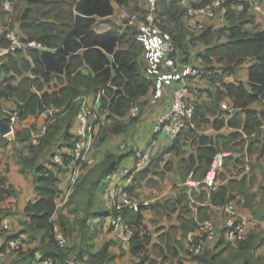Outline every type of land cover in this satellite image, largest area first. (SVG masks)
<instances>
[{
  "label": "trees",
  "instance_id": "16d2710c",
  "mask_svg": "<svg viewBox=\"0 0 264 264\" xmlns=\"http://www.w3.org/2000/svg\"><path fill=\"white\" fill-rule=\"evenodd\" d=\"M9 1L11 11L5 10L6 0H0V22L5 23L9 18L19 22L23 33L21 39L24 42L33 40L39 45L25 50H12L0 56V98H13L16 101L18 106L16 112L22 121L31 116L46 113L48 110H56L51 120L47 119L49 121L47 130L39 143H32L28 130L17 132L18 138L25 143L23 148L18 149L23 172L37 169L40 173L36 182L39 199L28 204L25 212L28 217H31V221L24 222L25 229L21 233L43 231L44 238L39 248L42 254L40 260L49 259L55 264H68V248L59 244L56 236L57 229L63 231L67 239L74 234L76 229L72 219H78L77 216L81 211L85 213L89 211V208H83L79 202H83V206L85 203H92L97 188L105 177L107 181L102 189H106L107 192L111 185V175L116 170L119 159L114 153H110L93 167H91L93 164L84 162V170L87 173L78 178L68 203V206H71L70 210L64 213L58 209L59 176L54 168L56 167L59 172H66L74 158L68 152H59L55 148L60 146L61 139L64 140L63 144L69 145L70 148L73 145L71 128L81 107L82 98L86 94L103 90L101 104L110 111L109 122L100 128V142L109 136L126 133L131 124L137 120V117H130L128 120L130 111L135 105L140 106L141 99L153 86V81L144 75V45L138 39L137 31L134 32L123 24L112 23L113 27L105 31H97L94 26L98 22V17L114 14L115 2L140 12L142 10L139 6L140 0ZM211 1L213 0H203L194 5L200 6ZM258 1L263 4L264 0ZM240 3L244 4L242 10L237 9ZM225 5L226 19L229 24L214 33L211 29L205 28L199 35H195L184 21L186 7L178 0H161L160 19L164 30L171 34L177 49H188L190 42L200 39L203 43L211 45L202 54L205 60L212 62V57L216 56L221 61H227L222 68L223 73L219 76V80L222 81L224 77L235 74L238 67L248 59L256 60L249 69L250 89L244 83L223 82L234 106L240 111L233 113L224 108L225 92L219 88L212 100L204 106L199 103L194 104L192 125L180 133L177 144L170 149V151H178L181 137L196 138L195 133L210 123L211 117L222 113H228L231 117L228 120L226 117L217 118L214 122L216 129H221L225 125L234 129H243L242 132L237 130L228 135H218L216 140L199 136L197 154H192L188 160L182 162L184 163L182 168L193 172V179L205 178L218 152L229 149L232 142L244 138L245 134L248 137L254 134L260 135L264 125V113L251 108L253 102L264 100V29L257 31L246 29L248 24L255 23V16L250 13L248 1L226 0ZM10 27L16 29L13 24H10ZM226 30L228 31L227 40L215 44V39L220 38L222 32ZM10 45L7 31L1 32L0 48H7ZM85 69L88 71L86 72ZM213 75L217 74L213 72ZM54 80L57 83L56 87L46 88V84ZM52 150L54 151L52 158L59 153L62 163L55 162L53 159V168L50 169L42 164V160ZM162 161L163 156L155 158L143 172L134 174L132 184L128 188L131 194L135 195L133 191L136 182L144 179L149 173L164 175L159 171ZM231 187L222 185L215 189L211 188L212 203L224 205L234 201L236 196L232 193ZM245 187L246 184L243 181L239 184V191L246 195L248 201L246 205L253 208L255 195L251 196ZM259 191L262 198L258 207L261 208L264 206V184ZM186 200L187 196L180 197L178 200L169 199L158 207L172 211L175 209L173 204ZM72 214L76 217L71 218ZM92 214L106 215V212L98 213L92 210L89 215ZM126 215V221L135 228V235L129 243L131 252L134 256L141 257L144 262L147 256H142V253L147 249L138 230L144 218L142 210ZM255 215H260L258 218L264 219V212L258 209ZM80 221L83 225L86 219L83 218ZM196 224L195 220L190 219L182 225L188 232ZM18 237L20 235L16 234L7 238L5 244L0 247V251L20 252L18 257H24L30 253L28 259L32 263L36 260L33 257V250L23 252L20 244L17 248L9 247L10 240ZM222 242H226L223 236L220 240V243ZM258 243H264V236L252 231L245 240L231 243L222 249L232 256L225 257L222 252L215 253L207 249L202 254L196 255L190 252L189 254L192 259L202 264H218L219 261L226 264L232 261H235V264H264V256L254 253ZM110 245L106 243L96 249L92 243L83 240L76 259L81 264H115V254L110 251Z\"/></svg>",
  "mask_w": 264,
  "mask_h": 264
},
{
  "label": "crops",
  "instance_id": "0c3cea01",
  "mask_svg": "<svg viewBox=\"0 0 264 264\" xmlns=\"http://www.w3.org/2000/svg\"><path fill=\"white\" fill-rule=\"evenodd\" d=\"M169 1V0H167ZM203 0H190L192 4H197ZM144 3V4H143ZM144 5V8L147 7V3L143 0H140L139 3ZM157 6L159 12L161 11V0H158ZM120 8H127L131 12L133 10L130 7L122 6L115 2V12L114 14L107 16H118V11ZM262 11L255 10L254 8L250 9V13L255 16V23H250L246 26V29L250 31H257L264 29V1L262 4ZM141 9H143L141 7ZM124 11V9L122 10ZM135 13H142L141 10L134 11ZM123 13V12H122ZM122 13L120 14L122 17ZM142 15V14H140ZM123 20V18H122ZM184 21L186 25L189 26L190 30L195 34L199 35L203 29L200 28L197 24H205V28L211 29L214 33L217 28L226 27L229 24L228 19H226V13L220 11L216 17L208 18L206 16H198L194 18H189L184 16ZM125 21H121L123 24ZM98 24V22H97ZM97 31L110 30L113 26L112 23L107 28L97 29ZM104 25V22L102 23ZM16 29L20 37L23 36L22 30L19 24H16ZM204 28V29H205ZM8 29V25H7ZM227 30L222 32L220 38H216V43H222L227 40ZM193 45H196V49L193 52L194 56L191 59H188L185 56V53L191 52ZM211 45L203 43L200 39L190 42L188 49H177L175 53L176 58V70H183L187 66L207 68V71H204V76L201 78H196L194 76H185L181 80H176L171 84L165 85L163 88V94L154 98L155 93V77L146 73V62L144 61V75L153 81V86L150 91L141 99V110L137 117V120L129 127L126 133L112 135L107 137L102 144V148L107 149L111 147V143L127 144L129 150L125 153L119 154V151L116 149H111L108 152H102L96 155L97 164L101 162L104 157L110 153H114L118 159L119 163L116 170L111 175V184H122L123 187L127 189L132 184L129 182L127 171L134 170L137 158L133 154L136 149H141L144 151H151L153 159L163 156V161L161 163L160 172H163L164 175H159L156 173H149L144 179L136 182L133 193L136 197L143 201H150L153 203L152 206L144 208L142 214L144 216L142 225L138 230L140 231L141 239L144 240L146 251L142 253V256H147L146 260L142 262L141 257L134 256L131 252L130 245H122L118 240L116 234L113 232L109 226L108 215L113 210V203L108 197L106 189H102L103 185L106 183L107 179L102 180L100 185L97 188L96 196L92 203H85L84 207L89 208L88 213L94 210V212H106V215H86L85 212L81 211L77 216L82 219L85 218L86 221L83 223L82 231L75 230L74 234L68 237V254L69 260L68 264H81L77 259V254L79 247L83 240H86L89 243H92L96 249L101 248L104 244L110 243V251L115 254V264H202L199 261H196L191 258V255L188 251V243L186 236L189 232H192L197 229V226L200 222L211 219L217 224L218 237L213 240H204V245L207 250H213L215 253H224L227 255L228 251H224L219 246H216L222 239V225L224 220V212L221 208L222 205H215L212 203L211 194L212 189L203 185L202 179H193L192 173L187 169L182 168V163L184 160L194 154H197V149L199 146V136H207L210 139H217L218 135H228L234 131H243V129H234L229 125H225L221 129H216L214 122L217 118L226 117L228 120L231 115L228 113H222L215 117H211V122L206 124L203 129L198 130L195 135L196 138H189L188 136H183L179 139L180 149L178 151H170V149L175 146L178 141V138L168 137L165 134L156 135L154 133V127L159 119V117L167 111L173 98V92L175 88L180 83H188L191 92L189 94V99L193 104L205 105L206 103L212 100L214 94H216L220 89L225 92V98L223 100V106L225 109L235 113L240 111V109L234 106V103L226 88L223 86V82L227 83H244L248 89L249 85V69L256 63V60L253 58L248 59L245 63L238 67L237 72L232 75H228L219 80V76L223 73L222 68L226 65L227 61H221L219 57L213 56L212 62L205 60L202 56ZM202 53V54H201ZM144 60V57H143ZM87 72L88 70L85 69ZM213 72L217 75H213ZM218 76V77H217ZM217 78V79H216ZM104 94L103 90H99L97 93L86 94L83 97L82 102H86L91 108H93V113L90 116L91 122L95 127V138L93 140L92 153H94V145L96 140L99 138V132L102 125L109 122V109L102 107L101 96ZM172 96V98H171ZM2 112H0V218L5 217L8 219L11 229L10 231L0 230V247L5 244L7 238L11 235L19 234L20 237L15 238V240L22 246L23 252H32L33 257L36 258L35 261L30 263L31 260L28 259L30 253L24 257H18L20 252L12 253L11 255L7 254L9 251H4L2 257H0V263L3 264H41V252L39 248L42 244L44 238V232H27L21 233L25 229L24 222L31 221V217L26 215V208L29 203L36 202L39 199V196L36 191V182L40 176V173L37 169H32L24 173L22 170V165L20 162L18 149L23 148L25 144L23 140L19 139L17 136L18 131L30 129L31 131L42 125V122H46L48 115L56 110H48L46 113L41 115L31 116L28 119L24 120L23 123H16L14 125L15 133L9 136L3 134V129L5 125L9 124L8 113L14 112L17 109V103L13 98H4L2 101ZM251 108L255 109L261 113H264V100H257L251 104ZM12 110V111H9ZM6 113V115L4 114ZM50 113V114H49ZM76 117V116H75ZM130 115L128 116V119ZM34 122V126H31L30 123ZM76 118L74 119L73 126L71 128V133L74 135L77 131ZM38 124V125H37ZM40 125V126H41ZM42 127V126H41ZM264 127V125H263ZM262 127L261 134L264 132ZM40 128V127H39ZM256 137L257 134H254L252 137ZM248 137L246 134L244 136ZM157 139V144L153 145V140ZM64 140H60V146L55 149L59 152H68L70 147L69 145L63 144ZM136 148V149H134ZM54 151L48 152L45 158L42 160V164L47 168L52 169V154ZM234 156H232L233 158ZM241 159V160H240ZM152 160L146 162L141 172H143L152 162ZM227 160V159H226ZM240 161H244L242 158L234 157L231 160V164L227 163L232 171L235 169L239 170ZM167 167V168H166ZM248 167V164L245 166ZM54 171L59 176L58 186L60 189V194L58 197V209L62 210L64 213H68L71 206H68V203L71 200L72 192L76 186L78 178L84 176L87 173L84 170L83 163L73 161L67 168L66 172H59L55 167ZM193 181L195 182L193 184ZM229 181V183H227ZM199 183V184H198ZM230 178L224 177L220 184L216 183V187L222 185L230 186ZM260 183L257 190H260ZM213 188V189H215ZM246 188V187H245ZM247 189V188H246ZM12 190V192H9ZM250 193V188L247 189ZM231 191L235 194L234 200L238 199V206L244 211L247 212L250 210L243 199L237 198V195H240L246 198V195L241 193H235L231 187ZM260 192V191H259ZM257 193L258 200L260 198V193ZM187 196L186 201L181 203L176 202L173 204L174 210H167L165 208H160L158 205L164 204L165 201L169 199L178 200L180 197ZM256 198V196H255ZM256 200V199H255ZM254 200V201H255ZM241 203L243 205H241ZM256 208V207H255ZM252 209V208H250ZM165 212V213H164ZM131 213V212H130ZM128 213V214H130ZM71 218L76 217L75 214L70 215ZM127 217V215H126ZM260 217V215H258ZM55 218H58V213ZM193 219L197 222L193 229L186 232L183 229V221H188ZM256 220V219H255ZM73 221V219H72ZM185 222V223H186ZM253 232L264 236V219L258 218L255 222V226L252 227ZM5 231V232H3ZM21 233V234H20ZM146 238H148L146 240ZM177 242L181 243L182 247L177 246ZM179 247V248H178ZM177 249V250H176ZM254 253L258 256H264V243H258L254 248ZM13 255V256H12ZM12 256V257H10ZM170 257V258H169ZM28 259V260H27ZM31 259V258H30ZM62 264V263H57Z\"/></svg>",
  "mask_w": 264,
  "mask_h": 264
},
{
  "label": "built area",
  "instance_id": "2783aa9c",
  "mask_svg": "<svg viewBox=\"0 0 264 264\" xmlns=\"http://www.w3.org/2000/svg\"><path fill=\"white\" fill-rule=\"evenodd\" d=\"M147 3V7H143L142 13H135L134 11L124 10L122 18L125 22L137 23V36L144 45V61L146 62L145 71L147 74L155 77V94L156 98L163 94L165 85L171 84L176 80H181L185 76H194L201 78L204 76V71L187 66L183 70H176L175 53L177 51L175 42L171 34L164 30L162 21L160 19V12L157 6L158 0H143ZM186 7L185 16L191 18L198 16H206L214 18L217 14L227 12L226 0H213L204 5H194L190 0H178ZM249 2V8L262 11V4L258 0H245ZM5 8L11 9V2L6 0L4 3ZM243 3L238 4L237 9L242 10ZM142 14V15H140ZM200 28L204 29L205 24L198 23ZM7 38L10 40L11 45L7 48H0V56L16 49H26L28 47H35L39 44L36 41L30 40L24 42L18 34L17 29L8 26ZM191 88L188 83H180L173 92L172 102L167 109L158 119L154 133L156 135L165 134L168 137L176 138L180 133L190 127L191 118L193 115L194 106L189 99ZM4 98H0V104ZM91 108L86 102H82L80 109L76 114L77 131L74 135V143L69 149L68 153L74 158V161L88 164H94L95 158L91 155L93 148V140L95 138V127L90 120L93 113ZM140 106L135 105L131 111L130 116H138ZM9 124L8 128L4 131V135L9 136L15 133L14 125L16 123H23L20 120L16 111L8 113ZM49 118V116H48ZM47 124L44 126L33 129L30 140L33 144L39 143L42 136L46 133ZM157 144V139L153 140V145ZM228 156L227 152L220 151L214 158V161L203 180V184L209 188L216 187V180L221 169L224 159ZM137 163L134 170H128L127 176L129 182L134 179V174L142 170L143 165L152 160V152L140 151L136 152ZM54 161L62 163L61 155L55 154ZM195 182L193 181V184ZM199 184V183H198ZM107 195L113 203V210L108 216L109 225L113 232L116 234L120 243L128 245L130 240L135 235V228L126 221V214L143 210L150 207L153 203L150 201H143L131 194L130 191L123 187L122 184H111L108 187ZM224 212V220L222 225V236L226 242L237 243L245 240L251 232V216L248 212H243L235 201H230L221 206ZM10 231L11 225L7 218H0V230ZM58 242L61 246H67L68 239L65 233L57 229L56 233ZM218 237L217 224L211 219H206L200 222L197 229L189 232L185 237L188 243V251L190 254H202L206 247L204 240H213ZM10 248H17L18 242L10 240ZM41 264H55L53 260H43Z\"/></svg>",
  "mask_w": 264,
  "mask_h": 264
},
{
  "label": "rangeland",
  "instance_id": "374dc122",
  "mask_svg": "<svg viewBox=\"0 0 264 264\" xmlns=\"http://www.w3.org/2000/svg\"><path fill=\"white\" fill-rule=\"evenodd\" d=\"M141 7L143 8L144 5H141ZM123 9L126 10L127 8H120L119 11L117 12L118 13L117 17L116 16H112V17H98V19H97L98 20V24H97L96 28L99 30L101 28H107L108 26H110L111 23H115V24L116 23H121V21H123V20H122V17H121L120 14L123 12L122 11ZM130 9L133 10L132 7H130ZM5 10H7V8ZM8 11H11V9H8ZM103 22H104V25L102 24ZM7 24L9 26H10V24H13L14 27H16L15 25L19 24V22L12 21L10 18L5 23L0 22V33L7 31ZM218 29L219 28H217L216 30H218ZM195 46L196 45H193V48H191V52L185 53V56H187L188 59H191V57L194 56L193 52L195 51V49L197 47V46L196 47ZM196 68H198V69H200L202 71H206L207 70V68H200V67H196ZM207 71H209V70H207ZM56 85H57V83L54 80L51 83H47L46 84V88L54 89L56 87ZM154 98H156V97L154 96ZM171 98H172V96H171ZM82 100H83V98H82ZM170 100H172V99H170ZM1 109L2 108L0 107V112H2ZM140 110H141V107H140ZM9 111H12V110H9ZM53 113H55V112H52L51 114L49 113L50 115H48L50 120H51V117L53 116ZM4 114L6 115V113H4ZM131 118H133V117H131ZM52 122H54V121H52ZM47 123H49L48 120H46V122H44V120H43L42 125L41 124L40 125L44 126ZM30 125L34 126L35 124H34V122H31ZM40 125H38V127L34 128V129L36 130L37 128L41 127ZM27 130H28L29 136H32V134L30 133V129H27ZM99 135H100V132H99ZM111 144H112L111 147H108L107 149L104 150V148H102V144H101V142L99 141V138H98L96 140V142H95L94 153L92 154V156L95 158L97 154H100V153H102L104 151L108 152L111 149H116V150L119 151V154H122V153L127 152L129 150V148H130V147H128L127 144H125V143L122 144V142L120 144H117V143H111ZM229 146H230L229 149H224V152H227L228 156L224 159L223 165H222L221 169L219 170V174H218L216 183L220 184V182L224 179V177H228L229 176L230 182H232V183H230V185L232 186V189H233V191L235 193H239V184L242 183L243 181L246 184V188L247 189L248 188L251 189L249 194L251 196L255 195L256 196V198H255L256 200L252 203L253 204V208L252 209L248 208L250 210V212L249 211H247V212L251 216V226L253 227V226H255V222L258 219V216L255 215L256 209H258L260 212H264V206H262L261 208L258 207V203L261 201L262 197L260 196L259 200L257 199L258 198L257 193L259 192L257 190L258 185H259V183H260V185L264 184V132L262 133V135L257 134V136L256 137L254 136L253 138H250V137L239 138L235 142H232ZM134 149H136V148H134ZM53 150L55 151V149H53ZM137 150L142 151L141 149H136L134 151V153H133L135 156H136ZM232 156L238 157V158L240 157V158L244 159V161H240L239 170L235 169V167H234V171H232L229 167H227L228 166L227 163H230L231 160L234 159V157L232 158ZM96 163L97 162H96V158H95V162H94V164L91 167H93ZM247 164H248V167H245ZM227 183H229V181ZM88 184L89 183H87V185ZM237 198L243 199L244 200L243 203L245 202V204H248L247 197L244 198V197H242L240 195H237ZM234 201L238 202V199L234 200ZM79 203L82 204V206H83V202H79ZM241 205H243V204L241 203ZM87 214H89V213H86V215ZM81 219H82V216H81ZM81 219L78 218V219L73 220L75 229L79 230V232L82 231V228L84 227L82 225L81 221H80ZM185 222L186 221H183V223H185ZM252 231H253V229L251 230V232ZM3 232H5V231H3ZM177 244H178L177 246L183 248L181 243L177 242ZM230 244L231 243H229V242H222V243L219 242L216 246L220 245V248L223 249L226 246H229ZM68 247H69V244H67V248ZM12 253L13 252H8L7 254L11 255ZM4 254H6V253L0 251V257H2ZM12 256H10V257H12ZM226 256H232V254L229 255V252H228L227 255H225V257ZM218 264H226V263H222V262L219 261ZM230 264H235V261H232Z\"/></svg>",
  "mask_w": 264,
  "mask_h": 264
},
{
  "label": "water",
  "instance_id": "95a60500",
  "mask_svg": "<svg viewBox=\"0 0 264 264\" xmlns=\"http://www.w3.org/2000/svg\"><path fill=\"white\" fill-rule=\"evenodd\" d=\"M124 26L125 27H129V28H131L134 32H136L137 31V23H131V22H125L124 23ZM8 128V125L6 124L5 125V127H4V129H3V133H4V131L6 130Z\"/></svg>",
  "mask_w": 264,
  "mask_h": 264
}]
</instances>
